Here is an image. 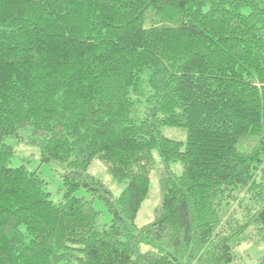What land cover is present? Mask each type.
<instances>
[{"label":"trees","instance_id":"1","mask_svg":"<svg viewBox=\"0 0 264 264\" xmlns=\"http://www.w3.org/2000/svg\"><path fill=\"white\" fill-rule=\"evenodd\" d=\"M8 137L60 166L63 200L11 165ZM154 150L161 199L138 225ZM253 239L264 244V0H0V264H233Z\"/></svg>","mask_w":264,"mask_h":264},{"label":"rangeland","instance_id":"2","mask_svg":"<svg viewBox=\"0 0 264 264\" xmlns=\"http://www.w3.org/2000/svg\"><path fill=\"white\" fill-rule=\"evenodd\" d=\"M177 128H164L168 135L176 138L184 139L186 132L183 129L176 130ZM175 130V133L173 132ZM173 132V133H172ZM6 142L15 147V156L12 158V166L26 165L30 170L40 172V175L49 182L48 189L51 193V198L59 202L64 198V189L62 178L60 176L61 168L56 163L42 162L40 159V151L37 147L25 145L19 141L18 138L8 137ZM156 159V166L151 174L150 192L147 199L143 202L137 217L136 224L143 225L153 219L154 209L161 199V192L159 188V175L160 170L166 167L165 161L160 157L157 150H154ZM170 167L176 171L181 172L182 167L179 163H170ZM92 172L99 177L115 195H119L123 190V185L115 181L107 169L100 163L95 162L92 167ZM88 192L81 188L76 192L78 196H88ZM94 207L100 212L99 222L101 224H109L112 216L108 211L107 205L103 199H96ZM256 239L250 242H243L235 247L236 258L233 264H256L259 259L264 255L263 242H257ZM245 262V263H244Z\"/></svg>","mask_w":264,"mask_h":264}]
</instances>
